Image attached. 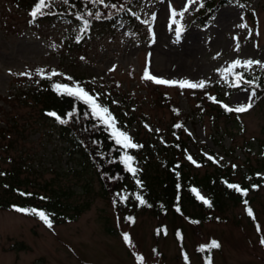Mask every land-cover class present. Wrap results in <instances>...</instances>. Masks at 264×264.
Listing matches in <instances>:
<instances>
[{
    "label": "rangeland",
    "instance_id": "obj_1",
    "mask_svg": "<svg viewBox=\"0 0 264 264\" xmlns=\"http://www.w3.org/2000/svg\"><path fill=\"white\" fill-rule=\"evenodd\" d=\"M209 1L194 0L183 16L175 17L184 29L179 41L175 25L169 27L172 10L183 11L188 0H142L133 21H120L102 35L99 30L77 46L66 26L44 24L34 30L15 0H0V169L9 167V157L22 160L34 183L70 187L75 191L66 194L67 200L88 203L75 220L51 228L32 216L0 209V264H205L200 247L212 241L220 247L212 250L211 264H264V96L258 103L254 96L246 112L216 119L205 96L206 91L225 92L233 107L248 103L253 89L228 91L222 71L236 59L264 64V0H230L201 27L195 15ZM146 68L160 79L204 80L205 86L157 84L144 78ZM246 70L264 73L259 65ZM45 75L71 87L89 83L98 95L96 89L105 90L115 105L131 113L127 133L151 148L152 154L136 161L143 173L159 172L155 160L166 155L162 138L177 133L187 147L174 157L197 177L223 166L242 182L247 169L254 170L262 184L247 191L253 216L244 203H232L222 220L196 222L194 206L187 207L190 220L181 214L155 215L149 208L129 220L101 196L96 177L53 173L51 168L69 165L66 142L54 134L55 126L40 119L37 108L9 98ZM199 154L204 158L197 164ZM198 188L206 199V190Z\"/></svg>",
    "mask_w": 264,
    "mask_h": 264
},
{
    "label": "trees",
    "instance_id": "obj_2",
    "mask_svg": "<svg viewBox=\"0 0 264 264\" xmlns=\"http://www.w3.org/2000/svg\"><path fill=\"white\" fill-rule=\"evenodd\" d=\"M141 1L103 0V3H97L94 0H67L66 3L65 0H49L50 8L44 9L46 14L37 16L35 20L30 16V12L37 0H15V4L19 9L26 12L28 24L34 30H38L44 24L47 26L64 25L66 29H70L74 42L79 46L85 39L90 38L93 33L98 32L100 34V31H104L101 33L102 35L114 28L120 21H133V10ZM228 2L230 0H219L217 4H212V0L209 1L195 15V21L202 27L207 25L213 18L214 9ZM246 8L247 6L244 5L243 10H246ZM97 14H99V17H97ZM85 20L88 21L86 29ZM234 71L242 73L244 80L239 82V86L234 87L232 86L234 77L228 75V91L232 92L239 87L250 86L255 92V102L258 103L264 96V73L261 71L252 73L240 67H237ZM245 81H253V83L249 84ZM55 84L61 83L56 80L49 81L46 75L42 78H35L31 80L29 86H24L11 93L9 98L13 99L15 97L19 103L30 108H37L40 119L48 122L49 125L55 126L54 134L58 139L64 143L66 142L64 147L66 161L69 165L65 169L62 167H60L61 169L58 167L51 168V171L56 175L59 173L81 175L82 172H85L90 174V178L92 176L96 177L101 196L111 202L113 209L123 211L125 218L131 217L134 219L138 210L147 208L155 215L176 217L181 214L189 219L187 207L194 206L197 212L193 216V220L196 222L199 219L207 221L224 219L225 217L221 215L232 203H244L246 213H248L249 208L252 210L247 191L253 188V184H262V181L255 175L254 170L247 169L248 172L244 173L242 182L234 180L229 168L223 166L197 177L196 174L189 173V168L185 162L174 157L177 150L180 149L183 152L187 147L185 141L181 139V135L177 133L172 139L162 138L164 143L161 147L166 151V155L155 160V164L159 165L156 168L159 172L156 175H153L150 171L143 173L144 169L138 168L136 161L142 160L143 155L148 156L152 153L146 140L139 139L137 134L127 133L128 128L133 123L131 113H126L118 105H115L112 102V96L107 94L105 90L96 89L99 92L98 95L89 90L92 88L91 84L86 83L84 85L89 95L109 109V112L115 118V127L126 132L132 141L140 146L124 149L116 144L112 136V130L98 118L92 117L88 106L75 97L62 94L63 90L59 92L55 90L53 88ZM220 89L218 87L219 91ZM224 93L209 94L207 91L205 93L209 108L213 111L214 119L221 115L228 118L230 114H239L234 111L230 112L224 107V105L233 107L227 101ZM50 112L55 113L56 116L66 122L61 123L56 116L48 115ZM213 138L215 140V137ZM216 143L221 144L217 140ZM125 152L134 157L132 166L137 169L135 175L128 172L121 162V157ZM203 158V154H199L195 158V162L201 163ZM8 160H10L9 167L0 169V209L20 212L16 209L35 208L48 214L54 225L62 222H72L88 206L87 202L75 203L67 200L66 194L73 193L74 189L61 185L53 186L48 182L40 183L38 181V183H34L25 173L27 169L23 167L22 160L21 163L19 161L15 162L13 157H9ZM138 180L141 182L139 185L137 184ZM229 184H235L242 190L246 189V194L228 187ZM199 186H202L209 195L208 201H210L211 207L197 198L196 189H199ZM44 190L48 193H45ZM22 193H30L31 195H22ZM137 195L143 197L144 204L136 199ZM121 196L127 197V199L121 200ZM177 208H179V211H177ZM21 213L32 216L44 223L36 215L28 212ZM253 214L252 212L251 216ZM177 237L180 238L179 233H177ZM200 248L202 249L199 254L205 260V264H211V253L215 248H210L206 244H202Z\"/></svg>",
    "mask_w": 264,
    "mask_h": 264
},
{
    "label": "snow or ice",
    "instance_id": "obj_3",
    "mask_svg": "<svg viewBox=\"0 0 264 264\" xmlns=\"http://www.w3.org/2000/svg\"><path fill=\"white\" fill-rule=\"evenodd\" d=\"M67 3V0H65ZM94 2L97 3H103V0H94ZM191 3H194V0H188V3L184 5L183 11L177 13L176 10H172V19L170 20L169 27L171 28L172 25H175V36L176 40L179 41L182 35V32L184 29L179 24V21L175 19L177 15L183 16L185 12L188 11L189 5ZM114 7V5H113ZM50 8L49 0H37V3L34 5L33 9L30 12V16L35 20L37 16H43L46 13L44 12V9ZM91 15V13H89ZM97 17H99V14H97ZM153 19H155V15L153 14ZM85 29L87 28L88 21H84ZM253 65H259L262 68H264V64H262L261 61L253 60V59H246L241 61L240 59L234 60L227 69L222 71V78L227 79L228 75H232L234 77L232 81V86H239V82L244 80L242 73H237L234 70L237 67H243L245 69H251ZM41 74H43V70H38ZM20 75H27V73H20ZM52 75H57L54 71L52 72ZM144 78L154 81L157 84H166V85H178L180 88H189V89H196V88H203L205 86V81L201 80L199 82H193L189 80H180V81H173V80H165L160 79L154 75H150L148 69H145ZM68 79H71V77H68ZM246 83L252 84L253 81H245ZM53 88L57 90L58 92L60 90L62 91V94H66L68 96L75 97L79 100H81L86 106L90 108L91 114L93 118H98L103 124H105L109 129L112 130V136L115 139V142L117 145H120L124 149H132L140 147L136 143H134L131 139V137L124 131H120L115 127V118L112 116V114L109 112V109L107 107L102 106L100 103L96 101L89 93L83 88L80 87L78 84L74 87L69 86L68 84H55L53 85ZM255 96V92H252L251 95L248 98V103L246 104H240L236 107H230L229 105H224V107L228 111H234L237 113H243L248 111L252 107V98ZM50 116H56L55 113H48ZM58 120H60L61 123H65L66 121L61 120L60 117L56 116ZM176 127H180L179 124L176 125ZM211 158V157H210ZM191 159V157H189ZM134 161V157L131 155H128L127 152L121 157V162L125 165V168L128 172L132 173L133 175L136 174L137 169H135L132 164ZM141 182L138 180L137 184L139 185ZM228 187L236 189L238 192L242 191L244 194H246V189L242 190L239 186L235 184H229ZM195 191V189H193ZM22 195H31L22 193ZM197 198L202 200L206 205L211 207L210 201L205 199L203 196H200L199 193H197ZM127 199V197L121 196V200ZM136 199L141 203L144 204L145 200L142 196L137 195ZM245 203H247L245 201ZM17 211L20 212H28L33 215L38 216L49 228L52 227V222L49 219V215L46 214L43 211H39L35 208L32 209H25V208H17ZM177 211H179V208H177ZM248 214L252 215V210L248 209ZM127 219L131 220V217H128ZM124 240L126 242H129V236L127 233L124 234ZM261 244L264 245V239L261 240ZM210 248H218L220 245L216 241H212L210 245H208ZM139 259V257H138Z\"/></svg>",
    "mask_w": 264,
    "mask_h": 264
}]
</instances>
